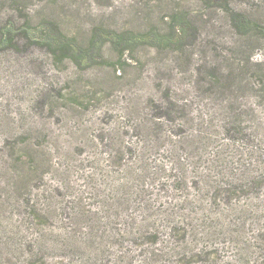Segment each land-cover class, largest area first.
<instances>
[{"label": "rangeland", "instance_id": "obj_1", "mask_svg": "<svg viewBox=\"0 0 264 264\" xmlns=\"http://www.w3.org/2000/svg\"><path fill=\"white\" fill-rule=\"evenodd\" d=\"M243 16L245 32L234 24ZM26 27L33 40L61 32L70 55L33 44ZM11 28L18 46L0 38V128L11 141L40 130L43 201L59 208L46 228L62 234L60 249L36 264H143L139 246L121 236V189L135 192L138 219L147 203L161 228L153 246L161 253L149 264H225L235 243L256 245L264 227V0H0V37ZM230 115L237 129L229 133L221 124ZM198 128L216 139L205 155L222 151L213 178L240 186L236 203L247 211L259 204L261 218L214 206L198 235L171 237L164 214L201 222L191 214L197 191L186 153L194 149L180 151L184 168L169 151ZM4 239L0 231V264L10 257ZM203 246L208 252L192 256Z\"/></svg>", "mask_w": 264, "mask_h": 264}, {"label": "trees", "instance_id": "obj_2", "mask_svg": "<svg viewBox=\"0 0 264 264\" xmlns=\"http://www.w3.org/2000/svg\"><path fill=\"white\" fill-rule=\"evenodd\" d=\"M244 18H234L235 27L241 32H245L243 27L246 23H250L246 17ZM185 24L187 23L178 24V32L181 35L188 29ZM29 27L28 25V29ZM13 28L2 33L0 37L2 39L1 43L13 46L19 45L17 35L13 34ZM176 28L178 27L176 26ZM21 31L23 33L22 36L33 41V44L46 43L52 53L57 54L61 51L62 53H67L66 55H70L68 52H70L72 46L61 32L33 40L27 27ZM231 120L230 115L229 122L221 124V129L229 133L234 132L237 127L235 121ZM202 128H198V134L192 136H179V138L178 134H175L178 138L175 140L174 147L169 150L174 157L176 166L184 168L185 158L180 155V151L185 150L189 144L194 149H190L186 153V158L190 159L191 166L194 168V178L196 179L194 188L197 191L195 201H192L195 212L191 211V214L197 212V214L202 216L200 223L196 224L194 222L190 224L186 222L188 221L187 219H191L190 216L176 218L174 213L164 214L162 221L164 227L168 230V235L171 237H178L181 230L185 231V235L190 232L198 235L197 226L199 228L205 226L207 220L216 212L214 211V206L232 210L240 209L241 213L247 211L236 203V198L240 193V186L223 187L213 178L212 173L216 172L221 166L220 163L223 160L222 151L221 148L216 147L209 155H205L207 153L204 152L205 149L212 145L213 142H216V139H214L209 130L204 132ZM4 133L3 128H0V231L5 238L3 242L4 250L10 256L7 264H36L38 258H40L39 261L47 263L51 254L60 249L59 239L62 234H59L55 229L49 230L46 228V224L52 220L54 214L56 215L59 210V208L56 209L50 203L43 201V198L46 197L43 190L46 172L44 158L46 146L38 136L40 130L35 128H31L28 132H23L15 141H11V138ZM23 150L25 151L24 154L22 153ZM15 155L18 157L19 164L17 166L12 164L15 160ZM201 165H203L202 169ZM141 190L139 188L137 193L141 192ZM134 193L130 189H121L117 192L121 203L122 201L125 203L123 207L126 212L121 215L123 216L122 223H124L121 236L126 241L129 240L137 247L139 246L143 256V264H149L158 253H161L159 249H157L159 252H156L153 246L154 243L158 242L162 231H160L161 228L157 220L150 221L147 203L142 202L140 204L141 219H138L135 208L132 211L133 203H131L130 197ZM208 197L209 201L206 202ZM7 207H9V211ZM260 208L261 206L255 203L250 206L249 211H247L251 215L250 219L253 221L260 220ZM6 213L9 216L6 217ZM244 223H246V220ZM261 230H263L262 233H260ZM258 231L259 233L255 236L256 245L255 242L247 244L246 240L239 242L241 246H239V243H235L237 244L235 245L236 250L238 249L236 257L232 260L233 262H226L225 264H264V227ZM241 236L243 237V235ZM206 247L198 248V251L191 249V251L193 250L191 252L192 256L208 252ZM130 254L129 251H124L123 257H133Z\"/></svg>", "mask_w": 264, "mask_h": 264}]
</instances>
